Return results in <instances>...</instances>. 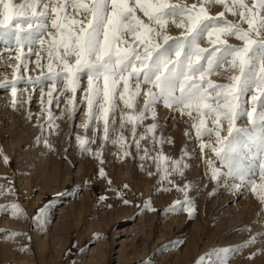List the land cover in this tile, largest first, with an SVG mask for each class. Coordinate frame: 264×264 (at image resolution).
Returning a JSON list of instances; mask_svg holds the SVG:
<instances>
[{
    "label": "rangeland",
    "instance_id": "374dc122",
    "mask_svg": "<svg viewBox=\"0 0 264 264\" xmlns=\"http://www.w3.org/2000/svg\"><path fill=\"white\" fill-rule=\"evenodd\" d=\"M179 2L190 5L199 0ZM207 7L212 16L225 12L221 19L239 20L226 12L223 4ZM68 11L84 19L70 8ZM137 16L148 22L139 10ZM242 26L247 28V24ZM182 31L171 21L167 25L173 37ZM124 38L130 40L131 36L126 33ZM226 39L233 46L242 45L235 37ZM200 46L211 47L207 36ZM48 63L47 44L43 48L34 44L31 52L25 46L21 54L17 45L0 40V83L18 79L15 97L10 88L0 87V264H198L202 258L204 264L209 259L213 264L221 259L227 264H264V203L246 183L226 188L211 179L209 160L217 166L219 162L210 149L201 152L202 141L191 128L192 118L156 105V121L148 113V119L135 126V139L140 142L137 149L133 125L125 123L122 128L121 123L125 114L142 111L145 97L136 98L134 109L117 99L115 114L109 117L114 128L110 138L122 134V148L103 139L102 121L84 127L88 123L87 79H82L75 94L64 91L63 83L53 88L52 81L44 79ZM233 74L238 73L225 64L210 78L229 83ZM130 87L135 89V81ZM147 88L142 85L144 91ZM255 94L253 90L242 97V107L251 111V95ZM154 122L158 124L155 139L147 132ZM237 126H249L247 118L239 119ZM141 136L146 138L141 140ZM161 137L165 142H156ZM78 138L94 141L88 145L91 151H83ZM203 142L214 144L215 137H204ZM101 148L103 164L95 156ZM145 148L149 158L142 159ZM125 149L130 152L127 156L123 155ZM158 152L170 160L182 158L187 165L183 175L172 172L162 178L165 165L161 161L158 170L152 159ZM100 167L105 177L99 176ZM167 167L171 172L170 162ZM254 182L264 183L259 175ZM185 184L186 193L177 190ZM188 198L195 208L191 215L184 203ZM124 199L130 203L125 204ZM149 201L150 207H145ZM12 204H18L22 213L14 216ZM41 208L44 211L39 213ZM253 238L254 242L248 243Z\"/></svg>",
    "mask_w": 264,
    "mask_h": 264
},
{
    "label": "snow or ice",
    "instance_id": "6c2138e0",
    "mask_svg": "<svg viewBox=\"0 0 264 264\" xmlns=\"http://www.w3.org/2000/svg\"><path fill=\"white\" fill-rule=\"evenodd\" d=\"M213 3L223 4L225 11L238 16L239 20L221 19L225 12L212 16L207 5ZM69 8L84 19L72 16ZM137 10L147 18V23L137 16ZM170 21L183 30L180 36L168 34ZM243 24H247V28ZM126 33L131 36L130 40L124 38ZM205 36L210 48L200 46ZM230 36L240 40L242 45L229 44L226 37ZM0 40L14 43L21 54L25 46L31 52L34 44L42 48L47 44L49 63L44 79L52 81L53 88L58 82L63 83L64 91L75 94L82 79L86 78L88 123L84 127L88 128L93 121H102L105 141L111 139L110 130L114 131L109 117L110 113L115 114L117 99L127 108L134 109L136 98L145 97L142 111L125 114L121 123L122 128L125 123L133 125V143L137 149L140 142L135 139V126L148 119V113L156 121V105L162 104L181 115H188L194 120L191 128L195 130V137L202 141L201 152L210 149L219 162L217 166L209 160L211 179L226 188L246 183L264 203V183L257 185L254 182L257 175L264 181V0H252V3L246 0H231V3L228 0H199L190 5L179 0H58L56 3L52 0H21L19 3L0 0ZM16 59H20V54ZM225 64L238 74L231 75L229 83L214 82L210 77ZM132 81H135L134 90L130 87ZM17 83L18 79L0 83V87L10 88L15 97ZM142 85H148L146 91ZM253 90L256 94L251 95L252 108L248 111L242 107L241 98ZM48 95L51 97L52 92ZM242 117L247 118L249 126H237ZM52 119L49 113V125ZM157 127L156 122L147 126V132L152 133L154 139ZM185 134L189 135V132ZM213 136L214 144L203 142L204 137ZM145 138L140 137L141 140ZM78 139L83 151H91L88 145L94 141ZM111 142L125 148L122 134ZM156 142L164 143L165 139L161 137ZM129 154L125 149L123 155ZM95 156L100 164L104 163L102 148ZM147 158L145 148L142 159ZM152 159L157 161L158 170L161 161L165 165L162 178L172 172L182 176L183 168L187 167L182 158L170 160L160 152ZM4 162L8 163L6 156ZM169 162L171 172L167 167ZM98 174L106 176L103 167L99 168ZM229 181H240L241 184H230ZM108 183L112 181L109 179ZM177 190L186 193L188 185L177 186ZM123 202L130 203L127 199ZM184 203L191 215L195 211L192 200L188 198ZM145 207H150V201ZM11 208L14 216L23 211L18 204H12ZM43 211V208L38 210L39 213ZM198 264H204L203 258ZM207 264H213V261L209 259ZM216 264H227V261L221 259Z\"/></svg>",
    "mask_w": 264,
    "mask_h": 264
},
{
    "label": "bare ground",
    "instance_id": "6f19581e",
    "mask_svg": "<svg viewBox=\"0 0 264 264\" xmlns=\"http://www.w3.org/2000/svg\"><path fill=\"white\" fill-rule=\"evenodd\" d=\"M2 68V67H1ZM126 242V241H125ZM121 246H123V243H121ZM122 254H120L119 256H121ZM123 256V255H122ZM129 259H131V258H129ZM119 261H118V263H121L120 261H121V259H118ZM125 261V260H124ZM127 262V261H126ZM123 264H126L125 262H123Z\"/></svg>",
    "mask_w": 264,
    "mask_h": 264
}]
</instances>
